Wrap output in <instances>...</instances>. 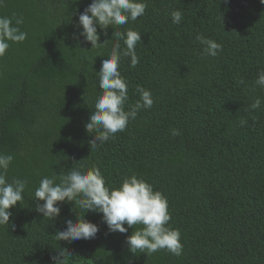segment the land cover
<instances>
[{
  "label": "trees",
  "instance_id": "trees-1",
  "mask_svg": "<svg viewBox=\"0 0 264 264\" xmlns=\"http://www.w3.org/2000/svg\"><path fill=\"white\" fill-rule=\"evenodd\" d=\"M89 3L0 2V16L23 17L27 33L0 57V153L14 157L9 182L28 181L9 224L0 225V264H54L59 252L63 264H264V89L255 85L264 69V4L148 0L136 21L98 28L106 42L91 48L77 27ZM177 9L183 18L174 24ZM129 27L142 39L136 67L127 57L119 65L128 82L125 110L139 99L137 86L150 89L154 103L91 149L85 124L101 91L97 72L115 33ZM197 34L222 45L217 56L202 53ZM258 97L261 107L252 110ZM76 165H96L112 186L135 172L161 191L182 255L133 254L126 244L133 228L109 233L102 214L73 203L60 202V215L44 218L33 200L40 179ZM75 213L99 226L96 237L59 241L56 232Z\"/></svg>",
  "mask_w": 264,
  "mask_h": 264
},
{
  "label": "clouds",
  "instance_id": "clouds-1",
  "mask_svg": "<svg viewBox=\"0 0 264 264\" xmlns=\"http://www.w3.org/2000/svg\"><path fill=\"white\" fill-rule=\"evenodd\" d=\"M2 2V0H0ZM264 4V0H260ZM148 7V0H91L82 12L78 14V36L91 43V48L101 47L106 40L100 42L101 30L124 26L129 21H136L143 16ZM172 22L179 24L183 18L180 10L171 12ZM23 17L0 16V57L4 56L11 43H21L27 38L20 25ZM116 42L110 53L102 60L97 72L100 93L96 96L94 110L85 124L87 133H93L89 140L90 148L95 149L123 132L129 120H135L141 109H150L154 99L150 89L137 86L135 91L139 99L125 110L129 99L128 82L121 74L119 65L122 57L130 59V67L135 68L140 62L136 53V45L141 41V33L129 27L125 31H117ZM74 36L77 34L74 33ZM78 38V37H77ZM197 40L202 45V53L215 57L222 50V45L213 39L197 34ZM125 45L121 48L120 41ZM240 83H243L241 78ZM255 85L264 89V69L260 70ZM261 107L258 97L250 105L252 110ZM246 121H241V124ZM173 136L179 135V129H172ZM14 157L0 153V225L9 224L12 215L10 209L18 201H23V193L28 181L13 178L7 179V172ZM35 210L50 220L60 215V202L73 203L81 209L102 214V221L108 232L128 233L126 244L131 253H145L147 256L160 250H166L175 256L182 255L183 244L178 228L170 225L171 214L168 210L167 197L137 173L132 172L122 178L117 186L106 183L99 167L93 165L84 168L76 165L64 174L44 176L34 191ZM43 203H40V202ZM73 210V209H72ZM85 211V212H86ZM84 212V214H85ZM77 215L75 219H67L64 230L56 232V238L65 241L90 240L96 237L99 226L85 219V215ZM127 225V227H126ZM64 253L53 256L54 264H63Z\"/></svg>",
  "mask_w": 264,
  "mask_h": 264
}]
</instances>
